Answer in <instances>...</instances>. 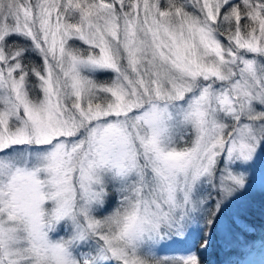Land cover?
Instances as JSON below:
<instances>
[{"label":"snow or ice","instance_id":"snow-or-ice-1","mask_svg":"<svg viewBox=\"0 0 264 264\" xmlns=\"http://www.w3.org/2000/svg\"><path fill=\"white\" fill-rule=\"evenodd\" d=\"M264 264V0H0V264Z\"/></svg>","mask_w":264,"mask_h":264},{"label":"rangeland","instance_id":"rangeland-1","mask_svg":"<svg viewBox=\"0 0 264 264\" xmlns=\"http://www.w3.org/2000/svg\"><path fill=\"white\" fill-rule=\"evenodd\" d=\"M210 263H211V264H216V260H215V258H211Z\"/></svg>","mask_w":264,"mask_h":264},{"label":"trees","instance_id":"trees-1","mask_svg":"<svg viewBox=\"0 0 264 264\" xmlns=\"http://www.w3.org/2000/svg\"><path fill=\"white\" fill-rule=\"evenodd\" d=\"M213 258H215V257H213ZM211 264V263H210Z\"/></svg>","mask_w":264,"mask_h":264}]
</instances>
